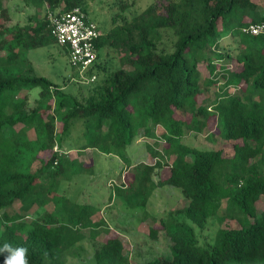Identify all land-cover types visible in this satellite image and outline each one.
<instances>
[{
    "label": "trees",
    "instance_id": "16d2710c",
    "mask_svg": "<svg viewBox=\"0 0 264 264\" xmlns=\"http://www.w3.org/2000/svg\"><path fill=\"white\" fill-rule=\"evenodd\" d=\"M34 1L48 2L53 12L75 5L88 10L85 0ZM112 20L97 46L107 45V54L113 51L114 67L99 62L105 76L87 94L35 73L24 56L25 49L54 40L49 14L35 25L0 24V50H5L0 53V248H25L27 264H65L86 249L82 229L89 228L91 264H133L121 237L110 235L105 219L94 218L100 206L66 192L63 175L71 177V167L80 163L83 169V163L70 159L63 147L74 143L79 150L112 153L131 144L141 128L156 135L154 126L161 125L157 138L168 145L153 150L155 163L136 165V185L117 184L114 192L145 214L161 185L178 187L186 202L161 215L162 227L150 230L154 238L165 231L170 255L155 254L136 264H264V210L257 207L264 196V34L242 31L245 24L264 20V5L258 0H165ZM224 35L231 37L229 48L220 43ZM213 83L220 84L208 105L199 96L205 84ZM34 87L39 92L29 107ZM213 116L222 140L234 141L231 155L223 147L182 140L206 129ZM38 158L42 163L34 170ZM165 164L170 173L158 179ZM17 200L20 211L10 214L7 208ZM34 205L43 212L32 217ZM227 219L240 225L223 226ZM215 222L214 234L201 238L198 229ZM6 255L0 253V264Z\"/></svg>",
    "mask_w": 264,
    "mask_h": 264
},
{
    "label": "rangeland",
    "instance_id": "374dc122",
    "mask_svg": "<svg viewBox=\"0 0 264 264\" xmlns=\"http://www.w3.org/2000/svg\"><path fill=\"white\" fill-rule=\"evenodd\" d=\"M165 0H85L88 15L90 18L98 22L103 33L108 31L113 26L114 15H133L140 12L151 3L162 6ZM261 5H264V0H258ZM0 24L2 26L12 27L18 25L31 24L35 25L38 18L48 15L54 10L51 9L48 2H44L40 6L34 0H0ZM62 3L61 6H63ZM56 11V10H55ZM249 18V17H247ZM231 42L229 35H224L220 43L228 47ZM228 45V46H227ZM229 48V47H228ZM108 46H103L99 49L97 58L96 71L98 78L93 83H82L73 80L75 69L70 63L68 52L65 47L59 44L55 39L49 42L24 50L25 58L31 60L33 70L37 74L46 75L55 83L62 85L66 90H78L84 94L92 92L93 87L97 82H100L105 73L100 71L99 62L107 61L108 67L111 69L110 59L113 56L111 50L108 54ZM0 53H5L0 50ZM117 55V54H116ZM117 58L118 55H117ZM223 62V61H222ZM220 63V62H219ZM236 67L235 62L232 63ZM200 68L204 75H209V67L206 61L200 62ZM217 84L204 85V92L199 96L201 101L211 105L212 99L218 91ZM73 86V88H72ZM232 91L237 89L231 86ZM39 87H34L30 93L29 107L33 106L34 98L38 95ZM203 98L205 100H203ZM180 110H177V113ZM183 113V112H181ZM185 114V113H183ZM187 117L189 113L185 114ZM22 123L17 124L19 128ZM58 129L60 123L57 124ZM80 126V125H78ZM163 127L155 125L154 130L156 135L146 134L143 128L140 129L138 137L129 144L125 149L115 151L112 153H104L94 148H87L84 150L77 149L76 144L72 146L67 143L64 145V150L70 159H76L83 163L74 164L69 172L68 177L63 175L62 182L66 192L74 195V198L79 201H89L97 203L100 206L94 218L99 220L105 219L106 225L111 227L110 235H118L125 244V250L129 253L131 261L136 264L137 261L145 259L146 257L155 254L170 255L169 240L162 229L158 232V237L154 238L150 233L151 227L154 225L161 226L160 216L166 213L169 209L183 206L186 202L185 198L180 193L178 187L158 186L152 194L149 202L147 212L145 214L143 208H129L122 196L116 195L114 192V185L124 183L129 185L137 184L134 176L135 167L138 163H155L157 160L155 150H163L168 145L165 139H158L157 136L161 134ZM211 132L214 135L208 136ZM77 130L74 129L73 136L75 137ZM219 128L217 125L216 116L211 117L210 124L201 132H190L183 136V141L192 146L202 148H219L223 147L225 154H233V140H222L218 135ZM28 135L31 138L36 136L34 128L28 130ZM57 147L55 145L54 149ZM52 152V151H51ZM50 152H46L44 158L50 156ZM174 155L167 157L166 160L171 161ZM42 158V157H41ZM42 163L40 158L36 159L33 164L35 170ZM80 169V171H79ZM77 171L76 174L74 172ZM170 173L169 165L165 164L159 174L156 175L158 179L166 178ZM62 184V185H63ZM21 202L15 201L12 206L7 208V211L15 213L20 211ZM258 211L264 210V196L257 202ZM53 203L47 205V209L52 210ZM43 209L34 205L30 210L32 217L41 214ZM43 212V211H42ZM209 229H198L201 238L207 234H214V230L219 226L217 222L210 224ZM223 226H237L240 225L236 219H227ZM82 231L86 234L83 239V244L86 246L85 250L81 251V255H71L67 258L65 264H91L90 256L93 252V240L89 237L90 229L84 228ZM102 238V237H101ZM100 240V239H98Z\"/></svg>",
    "mask_w": 264,
    "mask_h": 264
},
{
    "label": "built area",
    "instance_id": "2783aa9c",
    "mask_svg": "<svg viewBox=\"0 0 264 264\" xmlns=\"http://www.w3.org/2000/svg\"><path fill=\"white\" fill-rule=\"evenodd\" d=\"M49 28L54 39L65 47L75 74L73 80L93 83L98 78L96 71L99 48L97 39L103 34L99 24L90 18L80 5L67 10L49 13ZM242 31L254 35L264 34V20L249 22Z\"/></svg>",
    "mask_w": 264,
    "mask_h": 264
},
{
    "label": "clouds",
    "instance_id": "9594fccd",
    "mask_svg": "<svg viewBox=\"0 0 264 264\" xmlns=\"http://www.w3.org/2000/svg\"><path fill=\"white\" fill-rule=\"evenodd\" d=\"M26 251L25 248H13L10 244H5L0 248V253H7L4 257L3 264H27Z\"/></svg>",
    "mask_w": 264,
    "mask_h": 264
}]
</instances>
